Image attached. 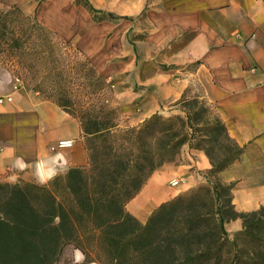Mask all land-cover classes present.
I'll list each match as a JSON object with an SVG mask.
<instances>
[{"label": "trees", "instance_id": "16d2710c", "mask_svg": "<svg viewBox=\"0 0 264 264\" xmlns=\"http://www.w3.org/2000/svg\"><path fill=\"white\" fill-rule=\"evenodd\" d=\"M74 4L94 21L127 19L88 0ZM0 66L79 122L87 156L86 166L46 184L0 183V264H68V247L82 253L83 264H264V208L237 212L232 185L219 179L244 147L202 95L184 91L171 105L182 116L156 113L121 129L122 108L107 77L37 16L6 3H0ZM210 111L213 123L204 117ZM200 142L225 145L228 154L215 162ZM185 146L209 159L202 172L209 186L179 194L138 222L126 204L156 171L176 164ZM232 220L242 228L229 236L224 225Z\"/></svg>", "mask_w": 264, "mask_h": 264}, {"label": "crops", "instance_id": "0c3cea01", "mask_svg": "<svg viewBox=\"0 0 264 264\" xmlns=\"http://www.w3.org/2000/svg\"><path fill=\"white\" fill-rule=\"evenodd\" d=\"M74 2L0 0L37 16L60 36L86 38L85 23L91 16ZM88 2L96 10L126 17L120 20L129 21L130 39L139 32L131 18L141 15L148 24L141 32L148 53L155 54L154 62L138 65L130 95L119 97L124 112L121 122L136 127L152 115L172 109L185 90L196 86L229 137L244 147L240 158L219 173L222 184L232 185L235 210L248 213L264 208V0ZM0 100V183L46 184L70 168L86 166L79 122L20 85L1 66ZM60 141L72 145L59 149ZM186 155V163L156 171L126 204L127 212L138 222L144 224L161 204L204 183L196 171L209 169V161L200 152ZM224 227L229 236L242 228L240 220ZM74 258L79 262L82 254L75 251Z\"/></svg>", "mask_w": 264, "mask_h": 264}, {"label": "rangeland", "instance_id": "374dc122", "mask_svg": "<svg viewBox=\"0 0 264 264\" xmlns=\"http://www.w3.org/2000/svg\"><path fill=\"white\" fill-rule=\"evenodd\" d=\"M96 17H100V15ZM131 20L133 21V25L139 31L138 35L135 38L133 37V39H130L127 32V25H130L129 21L120 20L98 22L88 17L85 23L86 30L88 33V36H86L87 40H84L86 39L85 37L83 38L77 35H73V37L61 36L64 40L71 42L75 47H77L80 53L84 57L88 58L102 75L107 77L108 81L113 86L114 95L117 103L121 94H123V96L125 97H128V95H130L134 77L133 72L135 71V68L145 61H149L151 63L154 62L155 54L151 53L150 55V53H148L150 49L146 46L147 42H145L143 38V33L141 32L148 27V24H146L141 15L133 17L131 18ZM134 89L136 91L141 90V87H134ZM188 90L189 91L187 95L189 97H192L195 94L199 93L198 88L196 86H191ZM122 113L124 114L123 110ZM160 115L163 118L168 119L172 116H182L183 114L172 108L167 111H164ZM204 117L206 120H208V122H214V114L211 111L209 113H206ZM121 121L120 128H128V126H125ZM199 141L200 139H196L195 145H197ZM223 144L229 146L230 149L233 148V145H231V143L229 142L224 141ZM199 145L201 147H206L215 162L224 160V158L228 154L227 150L224 148L225 145H211V143L210 145H205L204 142H200ZM186 152L191 153L192 155L196 154L197 152H200L207 158L203 151H192L188 148V146H185L183 148L182 155L180 156V159H177L176 164L187 162ZM207 160L209 161L208 158ZM190 164H192L191 161ZM196 172H198L201 176L203 175V171ZM199 186L206 187L209 185L204 179V183ZM185 193H187V191L181 193L179 196L184 195ZM75 251L79 250H76L73 247H68L65 255L66 262L68 264H83L84 256L82 255L81 261L76 262L74 258ZM90 257L92 259H95L96 254L92 253Z\"/></svg>", "mask_w": 264, "mask_h": 264}, {"label": "built area", "instance_id": "2783aa9c", "mask_svg": "<svg viewBox=\"0 0 264 264\" xmlns=\"http://www.w3.org/2000/svg\"><path fill=\"white\" fill-rule=\"evenodd\" d=\"M1 102V100H0ZM72 145L71 141H60L57 143V148L62 149V148H69Z\"/></svg>", "mask_w": 264, "mask_h": 264}]
</instances>
